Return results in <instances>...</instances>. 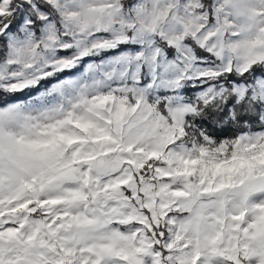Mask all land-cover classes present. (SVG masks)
Here are the masks:
<instances>
[{
	"label": "snow or ice",
	"instance_id": "obj_1",
	"mask_svg": "<svg viewBox=\"0 0 264 264\" xmlns=\"http://www.w3.org/2000/svg\"><path fill=\"white\" fill-rule=\"evenodd\" d=\"M0 264H264V0H0Z\"/></svg>",
	"mask_w": 264,
	"mask_h": 264
}]
</instances>
